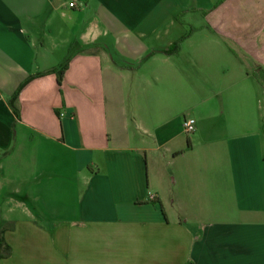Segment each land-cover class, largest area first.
Returning <instances> with one entry per match:
<instances>
[{"label":"crops","instance_id":"1","mask_svg":"<svg viewBox=\"0 0 264 264\" xmlns=\"http://www.w3.org/2000/svg\"><path fill=\"white\" fill-rule=\"evenodd\" d=\"M260 68L264 0H0V264H264Z\"/></svg>","mask_w":264,"mask_h":264},{"label":"trees","instance_id":"2","mask_svg":"<svg viewBox=\"0 0 264 264\" xmlns=\"http://www.w3.org/2000/svg\"><path fill=\"white\" fill-rule=\"evenodd\" d=\"M191 33V30L189 31ZM189 34H186L185 36H183L182 38H180L179 40L176 41V43H174V46H173V51H176L178 50L179 48V43L181 42V40L188 36ZM80 44H72L69 48V52H68V56L66 57V59L57 67L51 69V70H48V71H45V72H37L35 74H32L30 75L25 81L24 83H22V85L18 88V90L13 94V96L11 97L10 99V103L11 105L14 107V109H16L15 107V101L17 100L18 98V95L21 91V89L29 82L31 81L32 79H35L37 77H40L42 75H45V74H48V73H54L56 74L57 76V82H58V85H61L63 80H64V76H65V73L67 71V69L69 68V65H70V61L72 59V57L74 56L75 52L77 50H79L80 48ZM167 52V51H166ZM254 77L263 85L264 87V69L263 68H260L258 69L257 71L254 72ZM18 113V111H17ZM4 228L3 227H0V260L4 257H7L11 254V248L9 246H7V243L4 239Z\"/></svg>","mask_w":264,"mask_h":264},{"label":"built area","instance_id":"3","mask_svg":"<svg viewBox=\"0 0 264 264\" xmlns=\"http://www.w3.org/2000/svg\"><path fill=\"white\" fill-rule=\"evenodd\" d=\"M70 6H74V2L70 3ZM65 113L62 112L61 116H64ZM196 120L191 117H185L182 122L183 130L186 134H192L196 130Z\"/></svg>","mask_w":264,"mask_h":264}]
</instances>
